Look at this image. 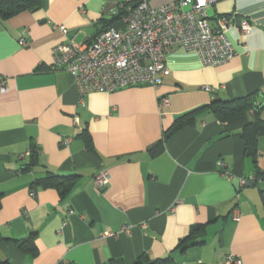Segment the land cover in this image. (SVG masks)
Masks as SVG:
<instances>
[{
	"label": "crops",
	"instance_id": "1",
	"mask_svg": "<svg viewBox=\"0 0 264 264\" xmlns=\"http://www.w3.org/2000/svg\"><path fill=\"white\" fill-rule=\"evenodd\" d=\"M135 3L39 0L36 11L0 19V264H134L143 254L164 264H221L229 254L264 264V179L255 180L244 155L246 115L220 122L204 112L152 154L181 114L253 93L264 104V0L208 8L213 29L233 18L225 29L229 61L206 67L196 53L173 47L161 85L81 100L71 74L51 68L52 49L91 40L118 12L110 28L122 29ZM32 146L37 161L29 167ZM258 152L264 172V137ZM99 173L109 178L101 191L93 181ZM49 174L77 177L64 199L53 187H31ZM196 226L203 231L181 243ZM28 238L34 255L18 246Z\"/></svg>",
	"mask_w": 264,
	"mask_h": 264
},
{
	"label": "built area",
	"instance_id": "2",
	"mask_svg": "<svg viewBox=\"0 0 264 264\" xmlns=\"http://www.w3.org/2000/svg\"><path fill=\"white\" fill-rule=\"evenodd\" d=\"M135 1L121 19L122 29L110 28L84 43L70 41L52 49L51 68L71 74L81 100L91 92L112 94L124 88L161 85L168 73L165 56L173 47L196 53L206 67L219 66L233 57L234 49L225 33L233 18H220V29H213L208 23L207 10L218 0H174L159 6L149 0ZM59 30L66 33L63 26ZM240 30L247 34L250 27L243 22ZM18 44L27 46L23 37ZM5 91L6 81L0 76V92ZM219 167L223 168V164ZM224 175L228 176V172ZM93 181L95 189L101 191L106 189L109 178L99 173ZM34 194L32 191L30 196ZM122 231L127 233L126 228ZM221 264L243 263L229 254Z\"/></svg>",
	"mask_w": 264,
	"mask_h": 264
},
{
	"label": "trees",
	"instance_id": "3",
	"mask_svg": "<svg viewBox=\"0 0 264 264\" xmlns=\"http://www.w3.org/2000/svg\"><path fill=\"white\" fill-rule=\"evenodd\" d=\"M39 9V0H0V19L12 18L23 12L36 11ZM122 13L114 15L102 31L110 29L113 22L121 18ZM257 93L247 95L245 97L236 98L233 100H214L210 104L195 108L184 114L179 115L173 122L172 126L164 132L162 139L154 147L153 153L158 152V147L170 139L175 133L185 127H190L194 124L198 115L204 112H211L220 122H226L231 118L246 115L248 120L241 130V139L244 145V155L250 158L254 165L255 180L264 179V172L258 166V140L264 137V120L261 118V112L264 110V104H257ZM87 147H90L89 137L85 134L81 135ZM90 149V148H89ZM30 165L34 166L37 161V151L34 146L30 148ZM76 176H57L49 174L45 178L38 180L31 187L34 189L38 187L46 188L53 187L59 194L61 199H64L69 193V189L74 183ZM264 205V199H263ZM203 231V227H194L188 237L181 241L193 238L198 232ZM180 243V244H181ZM19 248L23 251H30L34 255V245L30 238L22 242H18ZM166 259L151 260L147 255L139 256L134 264H164Z\"/></svg>",
	"mask_w": 264,
	"mask_h": 264
},
{
	"label": "water",
	"instance_id": "4",
	"mask_svg": "<svg viewBox=\"0 0 264 264\" xmlns=\"http://www.w3.org/2000/svg\"><path fill=\"white\" fill-rule=\"evenodd\" d=\"M254 184L251 183V185L249 187H253Z\"/></svg>",
	"mask_w": 264,
	"mask_h": 264
}]
</instances>
